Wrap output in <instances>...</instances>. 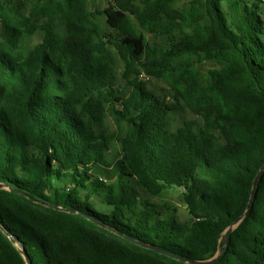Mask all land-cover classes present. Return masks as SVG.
Segmentation results:
<instances>
[{"label":"trees","instance_id":"obj_1","mask_svg":"<svg viewBox=\"0 0 264 264\" xmlns=\"http://www.w3.org/2000/svg\"><path fill=\"white\" fill-rule=\"evenodd\" d=\"M89 1L0 0V264H264V0Z\"/></svg>","mask_w":264,"mask_h":264},{"label":"rangeland","instance_id":"obj_2","mask_svg":"<svg viewBox=\"0 0 264 264\" xmlns=\"http://www.w3.org/2000/svg\"><path fill=\"white\" fill-rule=\"evenodd\" d=\"M26 2H28V7L26 9V14H29V10L32 7V2L34 0H25ZM190 0H179L177 5L178 6H184L185 4H187ZM110 4V0H90L89 1V8L92 10H100L102 11L103 9H105L108 5ZM99 22L101 24H105V20H106V16L105 15H100L98 18ZM149 38L152 39L153 37L151 35H149ZM41 40V34H36L31 38V42L33 44L38 43ZM159 39H157L158 41ZM119 69V64L118 66H116ZM212 67L211 64L207 63L204 65V69L210 68ZM121 73V71H120ZM144 81L148 82V85L154 89L157 93L160 94H166L168 91V88L166 86V84L163 81H157L149 76H147L146 74H142L141 75ZM118 84H123L124 81L121 79L117 80ZM196 118V116L190 112V111H176L173 114V119H172V128L176 129L177 127H179L181 124H183L184 120L186 119H193ZM106 127L109 128L111 131L116 129V124L114 122V120L109 117L107 119L106 122ZM118 149V144L115 143L113 148H112V154H116ZM155 203L160 204V206H162L163 208H165V203H169L171 205H173L176 209V211H174V214L177 216V218L182 221V222H190L191 221V217L187 211V207L185 205V203H183L182 198H181V192L179 189H177L176 187H173L171 189H169L166 194L162 197H157V198H153L152 199ZM96 209H98L101 212L104 213H109L113 207L104 203H100V204H96L95 205Z\"/></svg>","mask_w":264,"mask_h":264},{"label":"water","instance_id":"obj_3","mask_svg":"<svg viewBox=\"0 0 264 264\" xmlns=\"http://www.w3.org/2000/svg\"><path fill=\"white\" fill-rule=\"evenodd\" d=\"M263 173H264V164L262 165V167L260 168V170L258 171V173H257V175H256V177L254 179V183H253V187H252V191H251V197H250V201H249V204L247 206V209L245 210V212L242 214V216L238 220L233 222L228 227V229L224 233L225 243H227L228 237L231 234V232L234 230V228H236L239 225V223L243 220V218L247 215L248 210L250 209V207L252 205V202H253V200L255 198V195H256V192H257V189H258V185H259V181H260ZM5 187H6V185H4L3 183H0V188H5ZM15 191H17V190H15ZM47 205L52 207V208H54V209H57V210H64V211H68V212H71V213L79 212V213L85 215L87 218L91 219L92 221L100 224L101 226L109 228L106 225L100 223L99 221H97L96 219H94L93 217H91L90 215H87L86 213H84L82 211H78V210H75V209H67V208H64V207H61V206H58V205H54V204H47ZM109 229H111V228H109ZM111 230H113V229H111ZM113 231H115V230H113ZM115 232L117 234L121 235V236H124L126 239H128L130 241H133V242H135L137 244H140V245H142L144 247L151 248V249H153V250H155L157 252L164 253V254H166V255H168L170 257H173L175 259L187 262L189 264H214V263L218 262L221 259L222 255H224V253H225V250H224L222 253H217L214 257L206 259V260H193V259H188L186 257H183L181 255H177V254L165 251V250L160 249L159 247H157L155 245L146 244V243L137 241V240L133 239L132 237H129V236H126V235L122 234L119 231H115ZM221 244H222V240L220 242V246H221ZM20 250H21V253H22V255L24 256V258L26 260V264H32V261L30 259V256H29L27 250L22 248V247H20Z\"/></svg>","mask_w":264,"mask_h":264}]
</instances>
